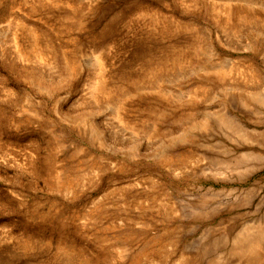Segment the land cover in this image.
<instances>
[{"label": "rangeland", "instance_id": "obj_1", "mask_svg": "<svg viewBox=\"0 0 264 264\" xmlns=\"http://www.w3.org/2000/svg\"><path fill=\"white\" fill-rule=\"evenodd\" d=\"M0 264H264V0H0Z\"/></svg>", "mask_w": 264, "mask_h": 264}, {"label": "bare ground", "instance_id": "obj_2", "mask_svg": "<svg viewBox=\"0 0 264 264\" xmlns=\"http://www.w3.org/2000/svg\"><path fill=\"white\" fill-rule=\"evenodd\" d=\"M227 103H228V102H227ZM229 103H230V102H229ZM231 103H233V102H231ZM245 103H246V102H245ZM245 105H246V104H245ZM215 112L217 113V111H215ZM219 115H220L219 117H221V118H224V117H225L222 113H220ZM230 124H231V123H230ZM238 128H239V127H238ZM250 174H251V173H250ZM242 176H243V175H242ZM242 176H241V177H242ZM239 180H241V179H239ZM243 180H244V179H243ZM243 180H242V181H243ZM233 190H234V189H233ZM231 191H232V190H231ZM229 192H230V191H229ZM239 236H240V235H239ZM235 239H236V238H235ZM237 240H238V238H237ZM233 241H236V240H233ZM251 258H252V257H251ZM253 258H254V257H253Z\"/></svg>", "mask_w": 264, "mask_h": 264}]
</instances>
